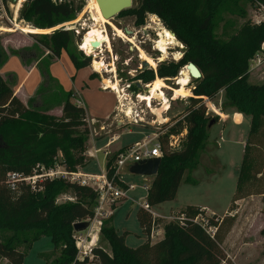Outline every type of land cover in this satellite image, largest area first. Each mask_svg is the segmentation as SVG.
Wrapping results in <instances>:
<instances>
[{
    "label": "trees",
    "instance_id": "16d2710c",
    "mask_svg": "<svg viewBox=\"0 0 264 264\" xmlns=\"http://www.w3.org/2000/svg\"><path fill=\"white\" fill-rule=\"evenodd\" d=\"M228 1L239 0H137L135 8L130 10L139 27L145 25L149 15L157 16L185 48L182 60L164 63L157 71L152 68L140 71L135 76L136 82L149 85L157 76L176 79L182 67L190 63L202 73V77L195 80L197 86L182 119L163 137H159L163 157L146 198L150 207L174 201L185 173L196 167L195 161L205 146L208 123L211 121L207 117V105L201 103L221 90L226 92L227 107L236 108L239 113L251 118L246 153L232 202L264 195V85L249 82L250 61L264 42V23L252 26L247 22L228 39L219 38L218 12ZM248 1L252 4L258 2V7L264 5V0ZM80 10L74 2L31 0L22 8L19 20L34 27L23 26L18 21L15 27L19 32L38 34L39 44L50 54L60 57L68 50L73 33L65 28L52 33L48 29L75 20ZM79 22L80 19L74 23ZM13 54L22 56L20 50ZM70 57L77 69L91 65L90 57L80 59L73 53ZM8 59L9 54L0 42V71ZM38 62L41 63V59ZM95 63L96 60L93 65ZM14 88L15 84L0 73V231L12 233L6 240L0 241L1 257L10 264H25L28 251L20 249L26 247V250H31L35 242L47 237L51 239L54 250L60 252L51 264H228L221 245L234 226L233 217L215 215L213 222L219 219L215 223L219 229L212 238L193 221L201 209L195 206H187L182 211L186 215L185 227L177 223L167 224L164 238L156 244L151 243L150 236L161 219L140 207L137 218L147 241L137 248L126 244L129 232L119 234L112 215L100 227L102 239L108 243L110 251L96 245L92 258L81 259L74 226L94 219L98 193L90 187L62 178H44L36 182L34 189L24 182L18 183L15 190L8 180L10 173L33 176L42 168L53 167L60 153L67 172H81L89 163L84 155L90 135L86 109L72 102L71 94L62 89L58 95L62 101L56 105L44 102L42 107H38L31 99L25 105ZM58 105L62 106L61 118L46 115ZM184 130L188 132L182 149L174 151L169 147L168 150L169 137L180 135ZM128 149L119 151L106 166L108 179L126 190L129 186L116 175V162ZM249 149L254 150L250 158L247 156ZM64 193H72L74 200L58 203L59 196Z\"/></svg>",
    "mask_w": 264,
    "mask_h": 264
},
{
    "label": "rangeland",
    "instance_id": "374dc122",
    "mask_svg": "<svg viewBox=\"0 0 264 264\" xmlns=\"http://www.w3.org/2000/svg\"><path fill=\"white\" fill-rule=\"evenodd\" d=\"M5 1L8 15L12 18L18 2L14 3L13 0ZM24 1L22 0L19 4V7H21L19 17L22 8L29 0L23 3ZM53 1L56 3L64 1L69 3L74 2L76 7L81 8L77 12L75 20L61 24L54 29H48L52 30L50 32L52 33L56 29L65 28L73 33V40L68 50L64 51L60 57H55L53 54H50L39 44L36 36L38 34H26L18 30L8 32L10 31L9 27L13 28V26L8 21L2 23L0 19V27L6 28L7 31L6 33L0 31V42L9 54V59L1 70L4 76H6V79L15 84L14 89L19 92L20 97L25 100L28 97L29 99L31 98L35 103L34 105L38 107H42L44 102L47 105H56L62 101L58 99L59 92L62 89L65 93L71 94V100L74 103L80 106L86 105L85 109L90 128L89 140L84 154L86 159L89 160L87 161L89 162L87 165L90 164L91 159L90 150L92 149L89 148H95V142L100 141L106 132L123 130V134H127L130 137L126 142L130 140L134 142L135 138L157 141L159 137H163L168 129L173 127L184 116V112L191 104L190 98L193 97V89L197 86V82L191 78L188 86L190 90V96L188 98L174 100V94L178 93L179 90L177 82L175 78H163V89L169 101L170 110L160 113L159 110H163V103L161 100L155 99L153 100L152 106L158 110L159 115L154 114L146 106V103L138 98V94L147 95L146 88L148 85L146 86L142 81H139L142 84V88L135 89L137 87V82L134 80L135 76L138 72L142 71L140 53L137 46L143 49L151 58L157 60L156 68L150 66V68L157 71L158 67L164 63L179 62L182 60L185 52L183 45L177 40L174 41L169 46L170 49L166 59L159 61L161 53L156 49V41L159 39V33L166 28L161 21L151 15L147 17L145 25L139 27L135 23V17L130 12L137 5V0H134L133 7L126 10L127 12L125 14L109 20L125 34L126 29L131 31L132 35H126L129 38H133L134 42L132 43L119 37L115 33L114 28L107 24L113 51L110 52L106 48H104V51L99 50L97 52V58L95 55H87L80 47L85 33L89 30L88 28L94 24L89 14L91 12L89 9L91 0ZM258 5V2L252 4L248 0L225 2L218 12V37L223 40L228 39L247 22L252 26H259L255 23V16L258 14V11H256ZM79 19V23H74ZM18 24L34 27L25 21H20L19 18ZM17 47L20 48L18 49ZM132 48L134 49L132 50ZM18 50H20L22 56L13 54L14 51ZM70 53L75 54L80 59L90 57L91 65L87 68L77 69L71 60ZM40 59L41 63L38 62ZM102 59H104L108 68L106 69L109 72L107 70L101 71L99 60ZM94 60H96V63L93 65ZM260 60L262 62L261 64ZM113 63L115 67H111ZM93 67L101 73L96 72ZM112 68L115 69L113 72ZM186 68L187 65H184L178 76ZM157 78L159 77L157 76ZM109 79L114 82L119 81V88H122L120 91L123 92L126 89L124 92L129 94L132 100L124 96L120 98L112 90H107L111 91V94L102 92L106 91L103 90V87L107 86L105 82ZM249 82L251 84L264 85V53L260 51L250 61ZM127 85H130L131 89H128ZM34 88H36L35 91L37 90V92L33 90ZM39 89L40 91L38 92ZM225 102L226 92L225 90H221L213 98H205L201 103L207 105V117L211 120L208 123V138L205 146L199 151V155L195 161L196 167L185 173L176 197L177 201L175 205L179 209L185 208L188 204L205 205V208L209 210V214L212 213L220 218L233 217L235 221L234 226L221 245L225 261L228 264H264V195H253L235 203L232 202L234 194L236 193L241 165L246 153L245 146L251 130V118L239 113L236 108L227 107ZM109 103H116V111L111 120L107 122L94 121L91 116L98 118L96 109L102 104L106 105ZM129 106L134 110L132 117L135 118L136 113L140 111L144 121L138 124L129 123L124 116L119 115V111L129 108ZM87 109L90 110V117L88 116ZM46 115L61 118L63 115L62 106H55ZM164 120L167 121L165 122ZM186 136L187 133L181 140L178 151L182 149ZM167 149L169 150L168 145ZM117 153L110 154L107 163ZM253 153L254 150L249 149L247 156L252 157ZM63 161V156L60 153L56 164L51 168H42V173L49 172L51 169L66 171ZM91 169L96 170V172L100 171L97 163L92 164ZM121 172L127 173L128 169L124 167L119 170V173ZM144 194L145 191L141 187H138L132 192L128 201H121L115 206V208L119 206L116 211L115 225L120 230V234H123L122 231L126 229L134 232L132 235L130 233V242L136 241L139 235L145 238V235L140 232L141 228L134 214V210L144 202ZM73 200L74 195L72 193H64L59 196L58 203L62 204ZM181 213L178 211L169 216L170 219L171 217L176 218L172 223L178 222ZM128 214H131V216L128 217ZM107 218L100 219L105 221ZM170 219H159L160 221L157 226L164 228L170 223ZM95 225L97 223H94L92 232L95 235L94 241L96 245L104 247L109 252L110 247L108 243L103 241L98 230L99 228ZM11 235L12 233L10 232L0 231V241L6 240ZM84 235L87 234L85 233ZM163 235H158L154 244L158 243L160 237ZM127 245L131 247L130 243ZM20 251H28L25 264H51L60 256V252L54 250L51 239L47 237L35 242L31 250H26V247H22ZM0 264H10V262L0 256Z\"/></svg>",
    "mask_w": 264,
    "mask_h": 264
},
{
    "label": "built area",
    "instance_id": "2783aa9c",
    "mask_svg": "<svg viewBox=\"0 0 264 264\" xmlns=\"http://www.w3.org/2000/svg\"><path fill=\"white\" fill-rule=\"evenodd\" d=\"M19 2L20 0H18V5L16 6L13 17L11 18L7 12L6 1L0 0L1 22L3 23L5 21H8L13 26V28L9 27L10 30L14 29V31L16 30L15 24L17 22V19L19 18V12L21 9V7H19ZM25 2L26 0L23 3ZM256 11H258V14L255 16V23L257 25H261L264 23V5H260ZM151 16H154V15H151ZM154 17H156L160 21V19L157 16H154ZM81 48L82 47H80V49ZM260 52L264 53V42L261 45ZM258 57L260 56L258 55ZM261 63L262 62L260 60V64ZM94 70L96 72L101 73L100 71H97L95 68ZM103 88H104L103 90H108L107 86H104ZM127 88L131 89V86L127 85ZM109 90H112L118 96H120V93L118 91H114L113 89H109ZM141 95L142 94H138L139 99ZM121 96L127 97V99L132 100V97H129V94H126L125 92ZM146 106L149 109H151L148 103L146 104ZM130 107L131 106H129V108L125 110L120 109L121 111H119V115L124 116L126 120H128L129 123L138 124L139 122L144 121V118L142 116V113H140V111H138L136 113V117L133 118L132 116H133L134 110L132 107L131 108ZM186 133H187V130H184V132L181 133L180 135L170 136L168 140V146L170 147V149L174 151L178 150V147L180 146V142L185 137ZM162 149H163L162 144L159 140L157 141L144 140L143 142L136 143L135 146L131 147L126 152L122 153L120 158L116 162V175L118 176L119 170L123 169L127 165H133L134 163L140 162L145 159L162 158L163 157ZM60 176H65V177H60ZM44 178H48L50 180L64 178L65 180H69L73 183H78L83 186L90 187L98 193V204L95 208L94 219L90 220L89 229L82 233L76 232L75 234L77 248L79 249V257L81 259L85 257L92 258L93 247L96 246V243L94 241L95 235L92 232L94 223L95 224L97 223V225L95 226H98L99 228L98 230L100 232V227L102 226V223H103V220H101L100 218H106V217L111 216L109 215L110 212L107 210V208L112 209L114 206L120 203L122 199L124 198H126L127 200L128 191L131 189H134L135 185L130 184L128 185L129 186L128 190L123 189L120 186H118L116 183H114L113 181L109 180L106 172H103L100 175H90V174H84L82 172L69 173L67 171H57L54 169H51V171L46 172V173H42V169H41V172H37L33 176H24L19 173H10L8 183L13 190L17 188L18 183H22V182L26 183L27 185L31 186L34 189L36 186V182ZM143 188L145 191L149 192L150 187L144 186ZM142 207H144L146 210H149L154 215L152 211V207H150L146 202L142 205ZM154 217L157 219H160V217H156L155 215ZM214 217L215 215H213L212 213L209 214V210L207 208H201L198 211V213L195 215L193 221L196 224L200 225L202 229L206 231V233L209 236H211L212 238H215V236L217 235L218 229H219L218 225H215V223L219 222V219H215V223H214L213 222ZM166 219H170V217H166ZM174 220H176V218L171 217L170 223H172ZM176 223L182 227H185L186 215L181 213V216L178 218V222ZM156 226H154L152 229L151 236H150L151 239L157 238L160 232V230H157ZM85 233L87 235H84Z\"/></svg>",
    "mask_w": 264,
    "mask_h": 264
},
{
    "label": "crops",
    "instance_id": "0c3cea01",
    "mask_svg": "<svg viewBox=\"0 0 264 264\" xmlns=\"http://www.w3.org/2000/svg\"><path fill=\"white\" fill-rule=\"evenodd\" d=\"M7 31H4L3 33H6ZM18 49L20 47H17ZM0 73L2 74V76L4 78H6V76H4V73L3 71L1 70ZM107 89H112L110 88L108 85H107ZM99 88V87H98ZM36 88H34L33 90L35 91ZM100 90V89H99ZM114 90V89H113ZM101 91V90H100ZM116 91V90H114ZM37 92V90L35 91ZM34 92V93H35ZM104 93H108V94H111L112 92L111 91H102ZM15 94L17 95V97L25 104V105H28V99L25 100L24 98L20 97L19 95V92L15 90ZM120 98H122L120 96ZM72 102H74L73 100H71ZM86 107V105L84 106ZM116 103H109V104H102L100 105L96 110H97V115H98V118H96V116H91V113H90V110L87 109V112H88V116L92 117L94 121H98V122H107L108 120H111V118L113 117L115 111H116ZM91 119V118H90ZM122 133V134H121ZM139 137H142L140 135H138ZM130 139V137L127 135V134H123V130H118V131H109V132H106L104 137L100 140V141H96L95 142V148H89V149H92L90 150V164L87 165L86 167L83 168L82 170V173L84 174H90V175H100L102 174L103 172H106V164H107V159L109 158L110 154L114 153V152H119L121 151L123 148L127 147V146H130L129 148L133 147L134 144L138 143V142H143L144 139L140 140L139 138H135V141L132 142V140L127 141V139ZM132 138V137H131ZM104 161H105V166H104ZM94 163H97L98 166H99V169L100 171L99 172H96V170H92L91 169V165L94 164ZM128 166V167H127ZM126 168L128 169V172H121L118 174V178L121 182H123L124 184L126 185H135V188L134 189H131L128 191L127 193V200H129V197L132 195V192L134 190H136L138 187H141L143 190H144V186H147V187H150L152 181L154 178H146V177H134V175H132L130 173V166L131 165H127ZM137 181H140V182H137ZM151 182V183H150ZM181 187V186H180ZM180 189V188H179ZM145 191V190H144ZM179 192V190H178ZM147 195H148V192L145 191V194H144V198L146 199L147 198ZM144 199V202L140 204V206H138V208L136 210H134V214L135 216L137 217V212L139 210L140 207H142V205L145 203V200ZM177 200L175 199L174 201L172 202H166V203H163V204H160V205H157L155 207H152V211L154 213V215L156 217H160V219L162 218L163 220L166 219V217H169L170 215H172L173 213L175 212H178L180 211V213L187 207V206H195V207H200V208H205V205H193V204H188L186 205L185 208H178L177 205H175V202ZM119 207V206H118ZM118 207L115 208V206L112 208V209H108L107 210L110 212L109 215H113L114 216V226L117 230V232L120 234V230L116 227L115 225V221H116V211L118 209ZM128 217L131 216V214H128L127 215ZM138 219V218H137ZM156 228L159 230L160 229V232H159V236H161V234H164L162 237H160V241L164 238L165 236V227L162 228V227H158L156 226ZM123 233L124 232H129V235L128 237L126 238V243H130L131 244V248H137L139 246H141L142 244H144L146 241H147V236H142V235H139L136 239V241H132L130 242V238H131V235L134 233L128 229L126 230H123L122 231ZM140 232L143 234V231L142 229H140ZM131 233V235H130ZM137 236V235H136ZM155 240H157V238H154V239H151L152 241V244H154ZM159 242V241H158Z\"/></svg>",
    "mask_w": 264,
    "mask_h": 264
},
{
    "label": "bare ground",
    "instance_id": "6f19581e",
    "mask_svg": "<svg viewBox=\"0 0 264 264\" xmlns=\"http://www.w3.org/2000/svg\"><path fill=\"white\" fill-rule=\"evenodd\" d=\"M21 1L22 0H20L19 4L21 3ZM89 9L91 11V12L89 11L90 12L89 14L91 16V21H93L94 24L92 27L88 28L89 30L85 33L84 38L82 39V42H81V47H82L81 50H84L87 55H95V57L97 58V52L99 50L104 51V48H106L110 52L113 51L112 40H111L109 33H108V30H107V24L111 25L114 28L115 33H117V35L119 37L124 38V39H126L132 43L134 42L133 38H129L121 29L117 28L109 20H107L103 17L101 10L99 8V5H98L96 0H91ZM17 21H18V19H17ZM0 31L4 32V31H6V28L0 27ZM176 40H177L176 37L174 35H172V33L170 31H168L167 29H163L159 33V39L156 41V49L161 53V57L159 58V61H164L166 59V57L169 53L168 51L170 49L169 46L172 45L174 43V41H176ZM96 41L99 42V47L97 49H94L92 47V43L96 42ZM137 48H138L139 53H140V58L144 61H147L151 67L156 68L157 67V60L151 58L140 47L137 46ZM99 64L101 67V71L108 69L106 66V63L104 62V59L99 60ZM111 67H115V64L113 63ZM114 70L115 69H113L112 72ZM191 78L192 77L189 73V70L186 68L175 79V81L177 82V85L179 87V90H178V93L174 94V97H173L174 100H178L180 98H188L190 96V90L188 89V86L191 82ZM105 83L110 88L118 91L120 93V96L125 91V90L123 92L120 91L122 88L121 89L119 88V84H118L119 81L114 82V81H110V79H109ZM163 84H164V81L162 79L157 78L153 83H151L147 86V88H146V89H148L147 95H141L140 96V100L142 102H145L146 104L148 103L149 107L152 109L153 113L156 115L157 114L159 115V112L162 113V112H167L168 110H170L169 101L165 95V92L163 89ZM155 99H159L163 103V110L162 111L159 110V112H158V110L153 108L152 103H153V100H155ZM164 121L166 122L167 120H164Z\"/></svg>",
    "mask_w": 264,
    "mask_h": 264
},
{
    "label": "water",
    "instance_id": "95a60500",
    "mask_svg": "<svg viewBox=\"0 0 264 264\" xmlns=\"http://www.w3.org/2000/svg\"><path fill=\"white\" fill-rule=\"evenodd\" d=\"M96 1L99 5L103 17L107 20L114 19V17L119 16L123 11L129 10L133 7V0H96ZM139 1L140 0H138V2ZM13 2L17 3L18 0H13ZM125 32L128 35H132V32L127 29L125 30ZM171 33L172 35L175 36L173 32ZM92 47L94 49H97L99 47V42L98 41L93 42ZM133 49L134 48H132V50ZM140 61L142 65V71L150 69V65L148 64L147 61H144L141 58ZM187 69L189 70V73L194 80H198L202 77V73L195 64L190 63L187 66ZM136 86L138 89L142 88V84L140 82H137ZM146 91L148 92V89H146ZM161 163H162V158L145 159L131 165L130 173L134 176L154 178L159 172ZM89 227H90V222H81L75 224L74 229L77 233H82L87 231Z\"/></svg>",
    "mask_w": 264,
    "mask_h": 264
}]
</instances>
